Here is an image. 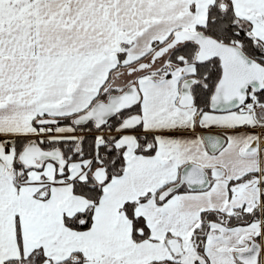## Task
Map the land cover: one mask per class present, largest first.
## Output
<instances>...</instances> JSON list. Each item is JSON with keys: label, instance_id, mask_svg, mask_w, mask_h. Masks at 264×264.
<instances>
[{"label": "snow or ice", "instance_id": "obj_1", "mask_svg": "<svg viewBox=\"0 0 264 264\" xmlns=\"http://www.w3.org/2000/svg\"><path fill=\"white\" fill-rule=\"evenodd\" d=\"M0 264H264V0H0Z\"/></svg>", "mask_w": 264, "mask_h": 264}]
</instances>
